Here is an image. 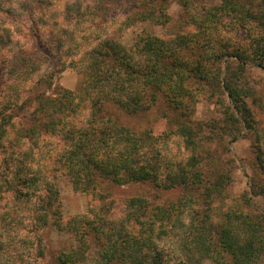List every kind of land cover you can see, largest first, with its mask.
Masks as SVG:
<instances>
[{
    "label": "trees",
    "instance_id": "obj_1",
    "mask_svg": "<svg viewBox=\"0 0 264 264\" xmlns=\"http://www.w3.org/2000/svg\"><path fill=\"white\" fill-rule=\"evenodd\" d=\"M182 1L184 7L186 3L189 5L190 0ZM116 2L122 0H0V149L6 145L18 149L22 142L30 144L24 158L17 156L12 160L11 180L4 181L3 185L11 182L9 188L16 192V198H27L28 202L46 189L41 198L45 213L33 211L29 233L38 234L39 229L59 226V222L50 221L53 218L50 208L58 206L57 186L41 168H34L38 157L32 148L38 147V140L44 134L63 133L68 143L58 162L69 170L78 192L95 193L100 180L105 179L117 185L150 182L163 191L182 188L192 192L201 186L211 190L197 169L201 160L194 156L200 148L201 128L198 130L184 113L196 99L198 87L206 86L205 91L214 97L218 92L226 97L218 98L216 103L227 107L236 130L240 125L254 129L255 118L247 102L252 89L246 86L245 75L249 65L264 69L263 1L257 4L255 0H222L221 5L207 11L205 18L190 19L207 37L204 47L214 41L224 17L242 25L252 24L256 30L250 51L220 54V49L214 47L212 51L210 48L201 52L198 59H187L186 50L197 41L188 36L165 40L147 35L132 48L107 38L89 46L86 52L74 53L82 40L73 28L85 23L97 27L105 24ZM172 2L143 0L139 11L125 19V25L131 26L142 18L147 5L158 11L164 6L168 8ZM69 41L73 44L68 45ZM226 58L235 59L229 61L225 70L222 64ZM51 65L53 71H42ZM71 65L85 79L78 96L54 82ZM160 95L181 110L176 129L171 132L194 152L188 159L193 161L191 169L187 168L189 162L172 165L163 177L159 171L161 164L155 157L160 154L159 142L165 140V135L131 131L118 119L114 120L106 109L108 104H113L128 115H137L157 104ZM254 102L260 104L257 99ZM81 104L85 107L81 108ZM77 119L80 120L76 123ZM260 162L264 169V158ZM216 187L220 192L219 183ZM252 190L256 196H264V183L252 186ZM144 200L138 198L131 208L124 206L120 219L97 212L96 218L86 221L87 231H82L80 246L60 255L57 264H172L173 255L166 244L174 239L176 242L171 244L177 245V254H180L175 264H204L208 259L213 264L261 263L264 215L231 212L227 221L217 225L199 219L186 224L180 218L181 213L174 214L170 206L152 211ZM179 234L185 239H176ZM22 241L29 247L24 236ZM37 241H41L39 234ZM3 244L1 241L0 250ZM38 244L31 251L35 261L45 253ZM93 248H97L94 253ZM0 264H10V261Z\"/></svg>",
    "mask_w": 264,
    "mask_h": 264
},
{
    "label": "rangeland",
    "instance_id": "obj_2",
    "mask_svg": "<svg viewBox=\"0 0 264 264\" xmlns=\"http://www.w3.org/2000/svg\"><path fill=\"white\" fill-rule=\"evenodd\" d=\"M261 1L264 2V0H255L257 4H260ZM142 2L143 0L116 2V5H112L109 10L111 16L108 15L105 24L101 23L97 27L95 24L85 23L73 28V32L79 40H82L81 47H75L74 53L86 52L89 50V46L107 38L113 39L127 48H132L142 37L147 35L165 40L188 36L197 41L192 42L190 49L186 50L185 58L187 59H198L201 52L210 51V48L212 51L214 47L220 49V51L218 50L220 54L230 53L231 55L250 51L249 45L252 44L255 27L252 24L251 26H249L250 24L242 25L241 22L225 17L218 31L213 33L214 41L204 47L207 37L202 35L200 28L190 19L193 16L196 19L205 18L207 11L221 5L222 0H190L189 5L186 3L185 7L182 0H173L168 8L164 6L158 11L147 5L148 9L142 18L131 26L125 25V19L134 16L143 5ZM158 16L159 18H157ZM145 17L150 18L142 20ZM93 27L95 28L93 29ZM88 29L90 31L87 32ZM69 42H67L68 45L73 44ZM232 59L235 58L224 59L222 66L225 67V70ZM53 69L54 67L51 65L46 66L42 71L49 72ZM225 73L226 71H224V75ZM84 80L83 73L76 66L71 65L60 72L54 82L60 88L74 92L78 96L83 89ZM245 81L246 86L252 89V96L247 99V102L255 118V130H249L245 125H240L236 130L237 125L227 114V107L224 105L223 108L216 103L218 98L225 99L226 97L219 92L218 96L214 97L212 93L206 92V86L203 89L198 87L196 99H193L189 107L184 109V113L189 115L193 125L198 130L201 128V133L198 136L200 148L196 152L197 155L194 156L201 160L199 168H197L202 172L201 179H204L205 185H211V190L214 189V193H211V190L207 191L204 186L192 192L182 188L163 191L155 183L117 185L108 179L100 180L99 192L91 194L78 192L72 182L69 170L63 163L58 162V157L67 148L68 143L63 138V133L57 136L44 134L38 140V147L32 148L38 157L34 168H41L45 172V176L57 186L58 206L50 208V216L53 218L49 219L52 222H59V226L39 229L40 242L37 241L38 234L29 233L28 230L32 227L33 211L40 214L45 213L42 210L43 200L41 198L45 196L44 190L46 189L38 192L28 202L27 198L25 200L16 198V192L9 188L12 185L11 182L7 186L3 185L4 181L11 180L12 160L17 156L24 158V152H27L30 144L22 142L21 146L17 147L18 149L11 148V146L9 148L8 145L3 147L4 149H0V242L4 241L3 250H0V262L9 260L10 264H57V258L60 255L67 254L68 251L80 246L83 238L82 231H87V227H85L87 220L96 218L97 212L105 217L120 219L124 214L125 207L131 208L138 198H144L152 211H159L162 207L170 206V210L174 214L181 213L180 218L186 224L191 223L192 219L193 221L199 219L217 225L227 221L231 212L237 215L241 212L245 215H264V196L252 194V186L264 183V169L260 162L264 158L262 153L264 151V109H262L264 106V69L249 65ZM160 97L161 99L152 108L137 115H128L113 104H108L106 109L110 110L109 113L112 114L110 116L114 120L118 119L131 131L136 133L150 131L154 136L160 135L161 137L165 135L163 137L165 140L162 139L159 142L160 154L155 157L156 161L158 160L161 164L159 171L160 177H163L172 165L187 164L194 152L186 148L184 140L171 132L176 129L177 118L180 117L181 110H177L175 104L170 103L163 95ZM254 99L259 100L260 104L256 105ZM226 105H229L227 100ZM84 107L81 104V108ZM85 115L86 113L81 116ZM81 116H79L80 119L84 120ZM80 119H77L76 123ZM189 163L190 166L187 168L191 169L193 161ZM157 179L159 178L157 177ZM218 183L220 192H217L216 184ZM102 195L107 198H103ZM100 196L102 200H99ZM182 202L183 204L180 206ZM105 203L106 206L102 208ZM23 236L24 240L30 243L29 247L22 241ZM175 238L185 239L183 234H179ZM173 241L176 242L175 239L170 240L166 246L173 255L171 263L175 264L180 254H177L179 250L177 245L171 244ZM36 243H39L38 245L42 249L44 248L45 253L43 257H39L35 261L36 257L31 251L36 249ZM33 244L35 245L34 249H32ZM96 249L93 248L92 252H96ZM204 264H213V262L208 259L204 260ZM260 264H264V257Z\"/></svg>",
    "mask_w": 264,
    "mask_h": 264
}]
</instances>
